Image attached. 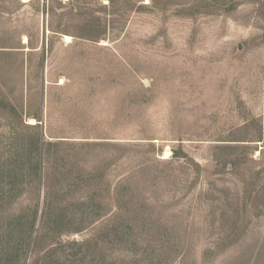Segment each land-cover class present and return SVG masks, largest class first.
Masks as SVG:
<instances>
[{
  "label": "rangeland",
  "instance_id": "374dc122",
  "mask_svg": "<svg viewBox=\"0 0 264 264\" xmlns=\"http://www.w3.org/2000/svg\"><path fill=\"white\" fill-rule=\"evenodd\" d=\"M0 264H264V0H0Z\"/></svg>",
  "mask_w": 264,
  "mask_h": 264
},
{
  "label": "bare ground",
  "instance_id": "6f19581e",
  "mask_svg": "<svg viewBox=\"0 0 264 264\" xmlns=\"http://www.w3.org/2000/svg\"><path fill=\"white\" fill-rule=\"evenodd\" d=\"M64 39L66 40V41H71V36H69V35H64ZM23 42H27V38L26 37H24V39H23ZM34 120V119H33ZM31 124V123H30ZM169 154V151H166L165 152V157H167V155Z\"/></svg>",
  "mask_w": 264,
  "mask_h": 264
}]
</instances>
